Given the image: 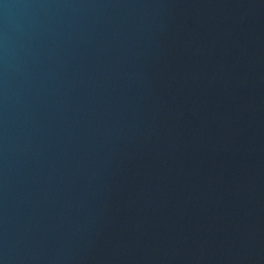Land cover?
<instances>
[{"label":"water","instance_id":"1","mask_svg":"<svg viewBox=\"0 0 264 264\" xmlns=\"http://www.w3.org/2000/svg\"><path fill=\"white\" fill-rule=\"evenodd\" d=\"M264 200V0H0V264H221Z\"/></svg>","mask_w":264,"mask_h":264}]
</instances>
